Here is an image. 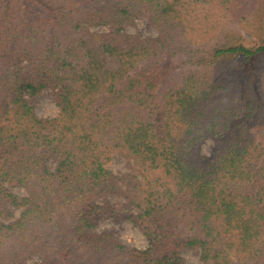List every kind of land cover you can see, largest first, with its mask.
Returning <instances> with one entry per match:
<instances>
[{
  "label": "trees",
  "instance_id": "16d2710c",
  "mask_svg": "<svg viewBox=\"0 0 264 264\" xmlns=\"http://www.w3.org/2000/svg\"><path fill=\"white\" fill-rule=\"evenodd\" d=\"M141 14L155 36L127 33ZM113 194L144 247L96 228ZM182 247L264 264V0H0V264H192Z\"/></svg>",
  "mask_w": 264,
  "mask_h": 264
},
{
  "label": "rangeland",
  "instance_id": "374dc122",
  "mask_svg": "<svg viewBox=\"0 0 264 264\" xmlns=\"http://www.w3.org/2000/svg\"><path fill=\"white\" fill-rule=\"evenodd\" d=\"M96 30H99L97 28ZM127 33L134 36H146L157 34L156 29L149 24L147 16L138 15L132 24L126 25ZM245 36H249L244 32ZM185 58V57H184ZM184 58L175 57V64H177L176 71L185 70L190 66L189 62L184 60ZM32 104L35 113L40 117H51L55 116L58 112V106L55 104L54 100V90L44 89L37 96L33 97ZM212 141L209 137L201 144V151L205 154H209L211 149ZM49 165L53 168V161H49ZM107 167L115 172H127L131 168V160L125 158L124 156L114 153L110 160L107 162ZM9 189L18 194H24L25 190L22 186L17 184H7ZM110 202L113 205L114 211H109L101 215L97 221L96 228L98 230H110L113 232L117 238L129 245H135L137 247H144L147 243L145 236L140 232L138 227L132 223L130 219L126 216V212L123 209L124 199L118 195H110ZM14 216L19 213V208L12 207ZM12 217L4 218L5 221L11 220ZM181 256L189 263L192 264H202L199 259V249L192 247H182L180 249ZM35 259V258H30Z\"/></svg>",
  "mask_w": 264,
  "mask_h": 264
}]
</instances>
